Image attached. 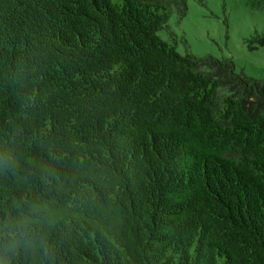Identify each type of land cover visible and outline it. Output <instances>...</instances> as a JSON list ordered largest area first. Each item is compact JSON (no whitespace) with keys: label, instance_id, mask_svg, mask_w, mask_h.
Segmentation results:
<instances>
[{"label":"trees","instance_id":"obj_1","mask_svg":"<svg viewBox=\"0 0 264 264\" xmlns=\"http://www.w3.org/2000/svg\"><path fill=\"white\" fill-rule=\"evenodd\" d=\"M174 11L0 0V264H264V79Z\"/></svg>","mask_w":264,"mask_h":264},{"label":"rangeland","instance_id":"obj_2","mask_svg":"<svg viewBox=\"0 0 264 264\" xmlns=\"http://www.w3.org/2000/svg\"><path fill=\"white\" fill-rule=\"evenodd\" d=\"M187 1L186 16L174 11L163 38L175 40L181 54L232 59L237 73L264 79V46L251 49L249 44L264 33V8L252 7L251 0Z\"/></svg>","mask_w":264,"mask_h":264}]
</instances>
